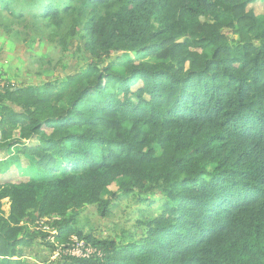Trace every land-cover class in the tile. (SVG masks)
<instances>
[{
  "label": "trees",
  "instance_id": "trees-1",
  "mask_svg": "<svg viewBox=\"0 0 264 264\" xmlns=\"http://www.w3.org/2000/svg\"><path fill=\"white\" fill-rule=\"evenodd\" d=\"M257 3L0 0L6 35L66 50L81 30L91 58L63 82L0 90V154L17 156L0 157V264H37L24 259L36 240L61 250L41 264H264ZM139 195L157 198L139 233L98 239L79 225L85 206L105 217ZM73 237L94 251L72 254Z\"/></svg>",
  "mask_w": 264,
  "mask_h": 264
},
{
  "label": "rangeland",
  "instance_id": "rangeland-1",
  "mask_svg": "<svg viewBox=\"0 0 264 264\" xmlns=\"http://www.w3.org/2000/svg\"><path fill=\"white\" fill-rule=\"evenodd\" d=\"M253 8L255 13L264 14L263 3H257L253 5ZM80 35L81 30H78L68 48L63 50L58 41H51L47 36L35 37L33 40L26 41L14 39L0 31V73L11 85L17 86H34L48 80L63 82L65 75L72 70L83 69L91 61ZM5 155L9 156L7 160L17 158L16 155L9 152L0 154V157ZM24 158L21 156L22 164L25 163ZM3 167L4 165H0V177H5L4 175L1 176ZM7 174H10V179L19 177L13 166ZM7 174L6 177H8ZM110 189L115 190L116 186L112 185ZM106 196H108L107 191L104 192V197ZM138 197L143 201L132 196H120L113 202L110 214L105 217L97 213L94 205L85 206L77 215L79 225L83 227L85 232H90L98 239H121L129 231L137 234L141 229L138 221L147 217L151 210L156 207L155 202L149 203V201L157 199L153 195H139ZM3 210L7 213L8 202L6 199L3 200ZM31 229L36 230L37 227L32 226ZM44 231L52 234L50 231ZM46 240L50 241L51 238ZM72 242H82V245H77L72 250L78 251V256H85L86 253L90 254L94 251L91 246L84 245L83 241L75 237ZM60 253L59 246L52 253L49 248L36 240L31 247L24 248V259L37 264L48 263V261L54 263L60 258Z\"/></svg>",
  "mask_w": 264,
  "mask_h": 264
},
{
  "label": "built area",
  "instance_id": "built-area-1",
  "mask_svg": "<svg viewBox=\"0 0 264 264\" xmlns=\"http://www.w3.org/2000/svg\"><path fill=\"white\" fill-rule=\"evenodd\" d=\"M9 86H11V84L7 81V79L5 78V76H4L3 74L0 73V90L4 89L5 87H9ZM42 229H43V231H44V230L50 231L52 234L55 233L54 230H49L48 227L45 226V225L42 227ZM50 238H51L50 241H53V238H52V237H50ZM75 238H76V237H75ZM72 239H74V237H73ZM80 241H81V240H80ZM72 245H73L72 250H74V249L77 247V245H82V242H79V243H73ZM82 247H83V246H82ZM81 249H83V248H81ZM72 254L77 255V256L79 255V254H78V251H72ZM86 254H87V253H86ZM86 254H85V255H86Z\"/></svg>",
  "mask_w": 264,
  "mask_h": 264
}]
</instances>
